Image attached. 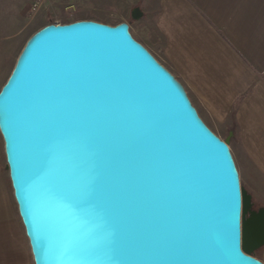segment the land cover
Here are the masks:
<instances>
[{"label": "water", "instance_id": "95a60500", "mask_svg": "<svg viewBox=\"0 0 264 264\" xmlns=\"http://www.w3.org/2000/svg\"><path fill=\"white\" fill-rule=\"evenodd\" d=\"M0 135L34 264H264L229 140L127 23L36 32Z\"/></svg>", "mask_w": 264, "mask_h": 264}, {"label": "crops", "instance_id": "0c3cea01", "mask_svg": "<svg viewBox=\"0 0 264 264\" xmlns=\"http://www.w3.org/2000/svg\"><path fill=\"white\" fill-rule=\"evenodd\" d=\"M32 2L0 0V63ZM145 21L203 121L228 131L246 189L264 190V0H159L156 18ZM0 264H29L1 157Z\"/></svg>", "mask_w": 264, "mask_h": 264}, {"label": "rangeland", "instance_id": "374dc122", "mask_svg": "<svg viewBox=\"0 0 264 264\" xmlns=\"http://www.w3.org/2000/svg\"><path fill=\"white\" fill-rule=\"evenodd\" d=\"M37 3L40 4V7L39 11L35 12L32 10V8L33 5ZM158 5L159 0H73L71 4H66L64 6L58 7L57 9H54L53 0H33L30 13L26 16L24 22L15 32V36L3 49L2 61L0 63V90L11 75L12 70L27 41L40 29L50 24L63 25L82 20L97 21L110 26L127 23L130 27V33L132 34V36L143 46H145L150 51V53L163 65L160 57L161 42L157 40L153 32L149 29L148 23H146L145 21V16H149L151 19L156 18ZM136 8H139L141 11L146 12L144 18H140V20L133 18L132 14ZM206 124L220 138L222 135V140H225L228 132L226 129L219 128L208 123ZM230 150L239 171L236 156L233 152L234 150H232L231 147ZM0 157L2 167L9 185L10 193L12 195L15 208L18 213V208L14 200L13 190L7 170L6 158L4 153V143L1 135ZM240 180L243 190L250 198V207L246 214V220H248L253 213H257L261 209H264V190L256 188L248 190L242 182L241 175ZM19 222L25 236L29 264H34L29 241L25 235L20 217ZM255 255L256 257L264 259V247L257 250L255 252Z\"/></svg>", "mask_w": 264, "mask_h": 264}, {"label": "built area", "instance_id": "2783aa9c", "mask_svg": "<svg viewBox=\"0 0 264 264\" xmlns=\"http://www.w3.org/2000/svg\"><path fill=\"white\" fill-rule=\"evenodd\" d=\"M39 7H40V4L37 3V4L33 5L32 10L35 11V12H37V11H39Z\"/></svg>", "mask_w": 264, "mask_h": 264}, {"label": "snow or ice", "instance_id": "6c2138e0", "mask_svg": "<svg viewBox=\"0 0 264 264\" xmlns=\"http://www.w3.org/2000/svg\"><path fill=\"white\" fill-rule=\"evenodd\" d=\"M73 264H75V261H73Z\"/></svg>", "mask_w": 264, "mask_h": 264}, {"label": "flooded vegetation", "instance_id": "af4514ba", "mask_svg": "<svg viewBox=\"0 0 264 264\" xmlns=\"http://www.w3.org/2000/svg\"><path fill=\"white\" fill-rule=\"evenodd\" d=\"M256 256V255H255ZM256 258H258V257H256ZM259 259V258H258Z\"/></svg>", "mask_w": 264, "mask_h": 264}]
</instances>
